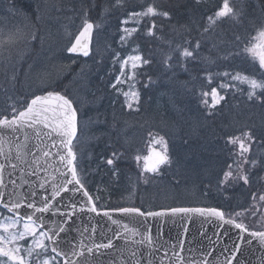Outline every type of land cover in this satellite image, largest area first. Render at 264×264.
<instances>
[{"label":"rangeland","instance_id":"1","mask_svg":"<svg viewBox=\"0 0 264 264\" xmlns=\"http://www.w3.org/2000/svg\"><path fill=\"white\" fill-rule=\"evenodd\" d=\"M32 2L33 8L39 5L36 9L40 17L38 21H35L37 26L34 28L37 33H28L27 30H25V33L22 31V27H17L12 30L10 27L9 30L5 26H0V118L12 116L13 108L17 112L27 104L30 98L48 90L49 87H46L48 84L56 81L61 82L65 78V74L69 70L66 64H71L73 63L72 61L76 62L78 59L77 57L71 58L67 49L75 34L81 28L84 20H88L89 12L92 9L91 4L85 3V6H83L84 9H76L78 15L75 16L73 14L67 18L66 14L59 11L57 0H32ZM111 3H115V1ZM100 11V14L95 15L94 21L93 56L81 60V66L76 67L74 73L70 75L71 78L69 77L65 81V85L69 89L67 96L70 95L69 98H72L75 106L78 107L79 131L75 142V147L79 155L77 157H80L79 160L85 161L94 159L97 166L100 164L101 171L116 180L114 188L118 193L116 191L113 192L118 195V201L111 202L110 205L106 204L105 201H101L104 200V193H101L100 190L103 189L104 191L106 189L100 185L97 187L92 186L94 190L92 192L103 203L101 206L107 205L111 208L138 207L145 211L176 206H212L222 209L228 207L232 208L230 210L228 209L231 219H235L233 217L234 215L241 219L242 217L245 218L244 212H237L235 211V207L233 208V206L230 207L227 205L228 195L221 189L222 186H225L227 189H235L236 187L245 188L250 185L252 182L251 174L256 165L264 173V90L257 89L256 95L249 99L248 93L251 91L249 85L238 80H233L232 77L237 73H241L257 80H264V69H261L258 62H254L250 55L244 51L245 44L242 48L236 50L237 55H239V58L236 59L238 60L237 62H235L234 53L230 55L232 59L221 55L219 57L221 58V62L216 63L215 61H210V68L216 65L219 67L217 74L211 79V82L208 80L209 89L207 91L202 89L201 86L196 88H198V98H200L198 104H200L199 106L204 113L202 115L204 117L203 119L205 122L207 119L211 120L209 117L212 114H214L216 119L213 125L217 126L219 132L216 133L214 131V135H212L210 128L206 130V123L203 122L199 114L192 107L190 108L186 105L187 102L184 104L183 111L177 108L175 103L180 99V87L176 83L163 85V92L161 91L158 95H152L149 102L141 100L140 103L139 100L138 103H134L132 109H129L125 103L123 92L130 90L138 92L132 76V73L138 67L132 69L131 62H129L124 69V74L121 75V62L129 56L140 54L134 52L131 48L129 52L124 53L121 50L126 43L125 40L129 37L126 36L123 29L133 28L132 23H135V20H133L134 18L132 16L127 19L118 18V24L115 27L113 22L117 20V16L119 15L113 16V5L109 6L108 1H104V5ZM2 17L4 15H1ZM261 27H264V21L259 24L257 30ZM12 33H15L18 38L12 42H8V37ZM33 36L35 39H33ZM122 36L125 37V40H121ZM35 41L36 45L34 46ZM211 43L218 45L219 40L215 38L211 40ZM109 45L114 46L116 51L111 53L107 49ZM26 46L29 49L26 50ZM104 53H110V57L108 55H106V58L103 57ZM168 53L166 56H168ZM150 56L158 58L159 55L152 54ZM6 57L7 60L4 61ZM107 57H109V60H105ZM245 58L251 60L250 70H244L242 66L241 60ZM3 61L4 67H2ZM168 61L166 58L165 62L169 70ZM21 63L22 65H20ZM102 64L105 66L103 67ZM96 65H100V67ZM94 66L97 67L95 72L92 70ZM99 69H102V72ZM90 70L91 74L89 75L88 72ZM227 71L231 75H224L228 73ZM106 75L109 78L104 82L103 79ZM117 77L120 78V83H117ZM95 81L99 82V84ZM16 82L17 85L15 88L14 84ZM105 83L108 86L106 92L112 90L115 94L110 99H108L106 92L99 91L100 85L103 90ZM114 85L116 86L115 88H113ZM211 85L212 87L210 88ZM221 85H227V87H221ZM212 88H216L219 95L223 96L224 99H226L225 97H229L233 101L229 100L224 103L223 108L220 106V101L219 104L212 108L210 107L212 102L208 96V105H205L203 103L205 97L202 96V93L208 92L210 94ZM17 91H23L22 95H14ZM86 99L90 100L85 101ZM105 99L110 101L113 107L120 108L122 112L133 111L135 115L132 113H119L121 112L120 109H113ZM145 102L147 103L145 104ZM142 104H145L143 115L140 114L141 110H139ZM224 110L226 112L231 110L230 113L233 112L230 117L231 125L238 127L244 125L240 127H245L242 130L236 128L234 131L241 130V132L236 131L232 137H242L243 133H250L252 129L262 139V142H257L253 138L250 141H246L249 146V151L244 156L249 161L248 163H244V157L240 156L239 146L229 142L230 137L225 140L223 139V141L221 140L220 150L225 154L223 155L224 159L219 154L218 145L213 141L214 139L217 141L228 127V124L224 123L226 118L222 117ZM175 121L178 122L176 123L177 125L171 123ZM115 123L116 127H114ZM227 123L229 122L227 121ZM149 124H158L159 129L172 136V142H169L160 132H151L150 126L144 131L143 136H141L142 131ZM178 125L182 128V132L186 134L185 141L181 139V134L179 133V129H177ZM159 137H163L166 141L169 159L164 165L161 164L160 170L158 168L156 173L147 172L144 170L143 157L146 156L152 138ZM118 144L120 148L116 152ZM130 144L134 146V149L131 148V151L128 148L122 147V145ZM154 147L163 150L160 145H154ZM128 150L130 151L129 156H132L131 161L134 163L133 170L130 169V172L127 173H119L120 170L117 165L120 162L119 155L126 154ZM225 150H227V153H225ZM170 151L175 156L177 166L185 174L183 180L189 184L173 188L170 180H163L157 182V184L155 183L156 185L153 187H150V185L139 189V186L142 187L152 175L156 178L165 173L170 175V171L166 172L167 169L172 168ZM137 156L141 157L139 161L136 159ZM253 158L257 162L255 165L251 164ZM109 159L113 161L112 164H108L107 161ZM238 164H243L242 171L243 174L248 175L249 183L245 184L242 180L235 179L231 180L229 184L223 185L221 180L223 179L224 172L229 170L228 166L231 165L233 173L238 175L241 171L237 167ZM221 167L223 168L220 170L218 180L214 181L213 178L211 182H207V179L214 175ZM90 178L92 181H95L99 178V174L95 172V177L90 176ZM261 178L264 183V174ZM200 179L208 183L205 187L206 191L209 187L213 189L212 192H207L209 199L202 193L203 188L201 189L198 186ZM215 188L219 191L214 190ZM177 189L178 191H175ZM238 194L241 196L240 193ZM137 197L138 199H136ZM135 201H139V203L141 201L147 202L148 208H142L134 203ZM236 204L233 203V205ZM116 205L119 206L115 207ZM252 211L254 213L253 218L257 219L260 224V229L258 230H263L264 201L257 202ZM236 213H240V215L237 216ZM13 219L16 218L0 212V223L10 222ZM24 223L20 221L17 224V228L22 231ZM238 223L241 222L238 221ZM38 233L39 230L37 229ZM0 234H3L2 229H0ZM31 243L32 237L30 236L25 237V240L18 241V244L23 248L25 245L28 248ZM27 248L25 247L24 249ZM37 251L39 252L40 250ZM21 255H24L26 259H30V263L35 261L36 264H42L45 258H52L47 251L41 252L39 256L34 252L31 258L27 256L26 252L23 253V251ZM0 259L6 260L7 258L0 257Z\"/></svg>","mask_w":264,"mask_h":264},{"label":"water","instance_id":"2","mask_svg":"<svg viewBox=\"0 0 264 264\" xmlns=\"http://www.w3.org/2000/svg\"><path fill=\"white\" fill-rule=\"evenodd\" d=\"M91 41L92 35L89 54ZM72 54L86 57L79 52ZM48 92L56 91L38 95ZM50 132L51 129L43 124L25 125L15 132L0 128V137L3 138L0 142V165H3L0 169V205L24 221L32 215L40 225L42 219L43 227L40 228L43 231L59 232L63 227L65 230L56 242L49 241L50 250L56 247L58 253H63L59 255L62 264L66 261L75 264H136L137 260L140 264H178L177 255L183 257L180 264H203L205 260L207 264H227L230 260L232 264H264V243L250 235L255 231L242 233L235 225L216 217L198 213L142 217L111 210L89 211L92 205L83 194L85 189L73 191L80 186L75 181L66 183L72 177L60 157L66 155L67 150L61 144L62 138L55 132L49 135ZM60 186L66 190L54 197V187ZM45 198L50 203L49 211L37 212L36 208L43 207ZM14 203L20 207L12 209ZM29 204L34 207L29 208ZM106 211L111 218L104 215ZM113 220L118 223H112ZM125 225L130 231H125ZM147 235L152 237L151 244L145 239ZM109 240L113 244L110 249L97 251L93 247L107 244ZM237 244L239 250L235 247ZM90 247L93 248L91 253L87 251ZM74 251H82L83 255H74Z\"/></svg>","mask_w":264,"mask_h":264},{"label":"trees","instance_id":"3","mask_svg":"<svg viewBox=\"0 0 264 264\" xmlns=\"http://www.w3.org/2000/svg\"><path fill=\"white\" fill-rule=\"evenodd\" d=\"M104 1H108L109 6L113 5V16L119 15L117 19L121 17L124 19L129 18L134 12H143L149 5L156 7L159 12L167 11L170 13L169 17L157 15L155 17L134 18L133 20H135V23H132V26L136 28L137 31L126 39V43L132 45L133 51L142 56V61H148L146 64L141 62V65L134 71L135 76L133 78L136 83L135 87L139 93L140 103L141 100L149 102L152 95H158L163 90V85L176 83L180 87V99L175 103L177 108L183 111L184 104L187 102L186 105L190 108L192 107L199 114L203 122L206 123V130L210 128L212 133H214V131L216 133L219 132L217 126L213 125V122L215 123L216 120L214 114L209 117L212 121L207 119L205 122L203 119L204 117L202 115L204 113L199 106L200 104H198L200 98H198V88L196 87L201 86V88L206 91L209 89L208 76L211 75L213 79L219 70L217 65L210 68L211 65L209 66V63L211 60L218 63L221 62V58H219L221 55L231 58L230 55L233 53L235 54V60L239 58L236 50L242 48L244 44H248L250 37L254 35L259 24L264 21V0H229L231 6L234 7L237 12V17L233 18L230 16L221 18L212 26H209L208 17L214 16L215 12L222 6L223 0H119V3L117 0H57V4L59 6V11L66 14L67 18L73 14L75 16L78 15L76 9H84L83 6H85V3L91 4L92 9L89 12L88 19L95 21V15L100 14ZM112 1H115V3H111ZM32 3V0H0V26H5L9 30L10 27L11 30L22 27L21 29L23 32L27 30L28 33H37L34 28L37 26L35 21H38L40 17L36 9L39 5L33 8ZM117 8L118 10L116 11ZM1 15H4V17L1 18ZM137 20L139 22H137ZM153 22L156 26L153 29V34L149 35L148 29L152 27ZM206 28L208 29L207 31H205ZM237 37H239V39H237ZM215 38L219 40L218 45H213L211 43V40ZM198 41L200 47L196 48V43ZM35 45L36 41L34 46ZM184 48L193 51V56L187 58L183 57L181 52ZM25 49L27 50L29 48L27 47ZM107 49L111 53L116 51L112 45H109ZM167 52H169L168 56H166ZM152 54H157L159 56L158 58L151 57L150 55ZM108 55L110 57V53H108ZM7 57L4 61L7 60ZM109 57L105 60H109ZM166 58L170 60V64H168L170 67L169 70L165 62ZM81 60L82 58H78L76 62L73 61L71 64H66L69 70L65 74V78L63 76L64 79L62 78L63 80L61 82H51L46 87H49L48 89L60 91L66 95L69 94V89L65 85V81L74 73L76 67L81 66ZM4 61L2 67H4ZM237 61L238 60L235 62ZM241 61L244 70L251 69L249 67L251 65V60L245 58ZM20 65H22V63ZM228 74L231 75L230 72H228ZM107 77V75L104 76V78ZM95 82L99 84V82ZM153 83H155V85H153ZM16 85L17 82L14 84L15 88ZM211 87L212 85L210 88ZM7 91L9 95L8 87ZM22 93L23 91H17L14 95H22ZM229 100L230 99H228V101ZM224 103H226L225 99L221 100L220 106L222 108L225 105ZM144 107L145 106L142 104L139 108V110H141V115L144 113ZM232 113H230L229 110L228 112L224 110L222 117L226 118L224 121L225 124L230 123ZM227 121L229 123H227ZM171 123L176 124L178 122L175 121ZM155 125L158 127V124ZM177 129H179V133L183 135L182 128L179 125ZM160 131L164 136L165 131L161 129ZM251 136L255 141L262 142L261 137L255 134L254 131H252ZM167 140L172 142V136H168ZM119 146L118 144L116 152L117 150L119 151ZM122 147L128 148L130 151L131 148L134 149V146L131 144L122 145ZM129 150L126 154L119 155L120 162L117 163L120 170L119 173H127L130 172V169L133 170L134 163L131 161L132 156H129ZM254 159L255 158H253V160ZM175 165V175L171 177V175L165 173L159 175L157 178L152 175L142 187L139 186V189H143L150 185V187H153L157 182L163 180H170V184L173 188L189 184L188 182H184L185 180H183V178L185 174L183 176L181 173L182 170L179 169L177 164ZM171 170L172 168H169L166 172ZM263 174V170L256 165L251 174L252 182L250 185L245 188L236 187L235 189H227L226 187H222L221 189L228 195V200L226 201L227 205L230 207L233 206V208L235 207V211L244 212L245 215V218L241 216L242 219L235 217V215L233 217L237 221L244 223L248 228L257 230L260 229V224L257 219L253 218L254 213L252 209L254 205L260 201L259 196L264 193V183L261 178ZM115 182L116 180L113 177H110L104 172L101 174V179L98 182V185L106 189V196L104 200L101 201L107 202L108 205H110L111 202L118 201V195L113 192ZM212 190L213 189L209 187L207 191L203 190L202 193L205 194V197L209 198L207 192H212ZM214 190L217 189L215 188ZM175 191H178V189ZM238 193H240L241 196H239ZM136 199H138V197ZM101 201L98 202V205H100L99 207H102L101 205L103 203ZM134 203L142 208H148L147 202L141 201L139 203V201H135ZM233 203L237 204L233 205ZM252 203H254V205H252ZM238 204L239 206H237ZM117 206L119 205L115 207ZM228 209L230 210L232 208H223V211L225 215L230 216ZM30 264L36 263L32 261ZM53 264L60 263L54 260Z\"/></svg>","mask_w":264,"mask_h":264},{"label":"snow or ice","instance_id":"4","mask_svg":"<svg viewBox=\"0 0 264 264\" xmlns=\"http://www.w3.org/2000/svg\"><path fill=\"white\" fill-rule=\"evenodd\" d=\"M119 3V0H117ZM157 15L163 17H169L170 13L159 12L156 7L153 5H149L143 12H134L131 14L132 18H142V17H155ZM237 17V12L235 9L230 5L229 0H223L222 6L215 12L214 16H209V26H212L216 23L217 20L225 17ZM137 22H139L137 20ZM127 23V21H125ZM155 23L153 22L152 27L148 29L149 35L153 34V29L155 28ZM94 25L88 21L87 19L83 22L82 30L79 34L75 37V42L72 43L71 47L67 49L70 53H82L84 56L89 55V43L91 40V35L93 31ZM208 29L206 28L205 31ZM126 36H131L134 32L137 31L136 28H125L123 29ZM15 33H12L8 37V42H12L13 40L17 39ZM33 39L35 37L33 36ZM239 39V37H237ZM121 40H125V37L122 36ZM200 47L199 41L196 43V48ZM244 51L247 52L254 62H258L259 67L264 69V27L259 28L256 30L254 36H251L249 39L248 44L245 46ZM194 54L193 51H190L188 48H184L181 52V55L185 58L192 57ZM131 62V68L136 69L140 63H148V61L143 60L140 55L129 56L127 59L121 62V75L124 74L125 67ZM224 75H228L225 73ZM132 76H135V72L132 73ZM211 75L208 76L209 82H211ZM233 80H238L243 83H247L251 89L248 93L249 99L256 95V90H264V80H257L253 77H249L247 75H243L241 73H237L235 76L232 77ZM120 78L117 77V83H120ZM221 87H227V85H221ZM125 97V103L129 109H132L134 103H138L139 101V93L136 91H128L123 92ZM211 105L210 107L214 108L217 104L220 103L221 100L224 99L223 96H220L217 92L216 88L211 89ZM202 96L205 97L203 103L208 105L209 96L208 92H203ZM13 115L11 119L8 117H4L0 119V128L3 129H11L15 132L18 128H24L25 125L28 127H35L36 125L43 124L45 127L51 129V132L57 133L62 139L61 144L67 150L66 155L60 157L62 162H66V166L70 170V174L72 179L66 181L67 184H72L75 181L76 184L80 186L79 189H73V191H80L84 189V185L81 183L79 179L76 167H75V159L76 155L73 152L72 142L73 138L77 134V113L76 109L73 107L72 101L64 96L61 95L59 92H48L46 95H37L27 104V107L24 110L20 111L16 114V109L13 108ZM51 132L49 135H51ZM151 136V134H149ZM2 137H0V142H2ZM252 140L251 133L245 132L241 136L230 137L229 142L233 145L239 146V154L241 157H244V163H248L249 161L244 156L245 153L249 151V146L246 141ZM154 145H160L162 147V151H157ZM19 145L17 148L19 149ZM48 155V153H45ZM19 158V157H18ZM136 159L139 161L141 159L140 156H137ZM169 157L167 155V145L166 141L163 137L159 138H152L151 145L148 149V155L143 157L144 160V170L148 172H157L158 168L161 164H164L168 161ZM113 161L111 159L108 160V164H112ZM256 161H251L252 165H255ZM15 167V165H13ZM229 170L224 172L223 179L221 180L222 184H227L231 180L239 179L242 180L245 184L249 183V177L246 174H243V164H238L237 167L241 170L238 175L234 174L231 170L232 166L229 165ZM3 168V165H0V169ZM43 187V185H41ZM61 190H66L63 186L54 187L53 196H58ZM84 196L88 197V202L92 205L89 211L96 212L97 208L94 203H92V197L89 195L87 190L83 192ZM97 199H99L97 197ZM255 199V196H254ZM260 201H264V194L259 196ZM8 207V205H5ZM20 207V204L14 203L12 205V209H17ZM29 208H33V204L28 205ZM50 203L48 202L47 198H45L44 204L42 208H36L37 212H47L49 211ZM113 212H120L125 214H136L142 217H163L171 213L172 215L176 214H190V213H198L202 216H212L218 218L220 221H223L226 224H233L237 229H240L242 233L248 232L249 229L243 223H237L235 219H225V213L218 209V208H189V207H172L162 209L160 211H148L143 212L140 208H115L111 209ZM105 216H109V212H104ZM236 215H240V213H236ZM109 218H111L109 216ZM19 223V219L10 220V222L0 223V229L3 230V234H0V257L7 258L6 260L0 259V264H30V259H26L24 255H21V252L24 251L27 253L29 258L32 257L33 253L35 252L38 256L41 252H46L48 245L45 241H53L54 243L58 239L61 232L65 229L61 227L59 232H51L48 231H39L37 234L38 227H43V221L41 219L40 225H37L36 220L33 219L32 215H28L25 219V223L23 224V230H19L17 228V224ZM112 223H118V221L113 220ZM125 231H130L127 228V225L124 226ZM13 229H15L13 231ZM251 236L258 237L259 240L264 243V232H251ZM32 237V243L27 248L24 249L21 245L18 244V241L25 240V237ZM243 239V237H240ZM149 244L152 243L151 235H147L145 237ZM83 247V245H81ZM97 251L99 249H110L113 247L112 241L109 240L107 244H98L93 246ZM182 247V243H181ZM236 249L239 250V245L237 244ZM37 250H40L39 252ZM52 253L57 255H63V253H58L56 247H52ZM89 253L93 251V248L90 247L87 249ZM74 255H83L82 251H74ZM135 256V253L132 254ZM55 257L51 259L45 258L42 261V264H53ZM183 257L177 255L178 264L182 262ZM65 264H75L73 261H66ZM136 264H140V261L137 260ZM151 264V262H149ZM194 264V262H193ZM203 264H207L205 260ZM227 264H232V261H228Z\"/></svg>","mask_w":264,"mask_h":264}]
</instances>
